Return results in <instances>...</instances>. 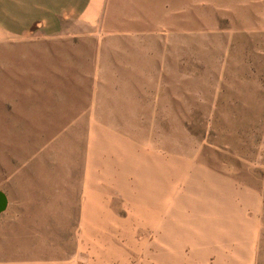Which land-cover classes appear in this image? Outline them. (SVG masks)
I'll return each instance as SVG.
<instances>
[{"label":"rangeland","instance_id":"374dc122","mask_svg":"<svg viewBox=\"0 0 264 264\" xmlns=\"http://www.w3.org/2000/svg\"><path fill=\"white\" fill-rule=\"evenodd\" d=\"M15 43H0V190L35 170L47 187L73 172L83 192L118 168L114 134L146 142L162 171L146 190L156 200L167 183L173 213L157 229L159 215L107 196L122 208L106 218L135 220L130 264H264V0H106L98 19ZM67 142L104 144L65 163ZM16 201L0 218L23 214Z\"/></svg>","mask_w":264,"mask_h":264},{"label":"crops","instance_id":"0c3cea01","mask_svg":"<svg viewBox=\"0 0 264 264\" xmlns=\"http://www.w3.org/2000/svg\"><path fill=\"white\" fill-rule=\"evenodd\" d=\"M105 1L0 0V43L14 45L16 41L27 39L57 38L82 20L100 18ZM74 129H88V123L78 127L76 125ZM115 142H118V148L114 152V155L118 156V161L115 160L118 162V168H114L113 173L104 172V168L101 174L92 171L83 192L74 188L73 172L65 173L64 182H55V186L47 187L45 181L52 179L50 174L35 170L18 174L16 187L0 190L7 195L8 206L10 196L16 195L17 210L23 212L17 219L0 218V250L10 249L11 245L15 250L7 255H0V264H130L129 258L137 256L133 246L138 238L135 220L131 217L126 220L106 218V212L122 208L119 205L116 207V200L107 196H118L126 209L132 206L133 209L148 210L155 216L159 215V218L153 220L157 229L162 227L164 217L172 216L174 198L168 195L167 183L165 194L162 192L161 198L152 200V197H149L146 187L154 188L152 179L158 178L159 175L161 177L162 171H158V166L155 167L156 170H152L153 157L151 161L146 159V142L116 139L114 134V146ZM95 143H100L101 146L104 144L67 142L65 150L70 157H66L65 163L74 161L73 148L76 155L82 156L86 152L90 154V146ZM80 156H76L74 162H79ZM50 161L54 160L49 157L42 162ZM100 164L104 167L103 159ZM30 179L32 184L26 182ZM74 206L84 214L74 218ZM122 225L133 228V233H127V228L123 235H105L106 226L118 228ZM74 227L84 229L74 236ZM74 239L79 244V255L75 257L71 248ZM141 239L144 244L149 243L147 237ZM6 242H10L8 246ZM25 243L31 244L30 252H41L25 254L22 251L26 248L23 245ZM144 256L148 257L147 254ZM150 257L152 259V256ZM156 264L162 262L158 261Z\"/></svg>","mask_w":264,"mask_h":264},{"label":"water","instance_id":"95a60500","mask_svg":"<svg viewBox=\"0 0 264 264\" xmlns=\"http://www.w3.org/2000/svg\"><path fill=\"white\" fill-rule=\"evenodd\" d=\"M7 207H8V197L3 191H0V214L6 211Z\"/></svg>","mask_w":264,"mask_h":264}]
</instances>
